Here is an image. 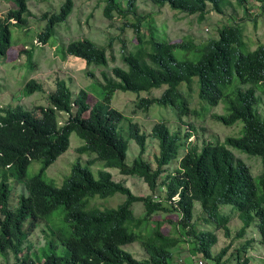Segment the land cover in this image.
<instances>
[{"label":"trees","instance_id":"trees-1","mask_svg":"<svg viewBox=\"0 0 264 264\" xmlns=\"http://www.w3.org/2000/svg\"><path fill=\"white\" fill-rule=\"evenodd\" d=\"M147 1L159 7L167 5L186 15H198L200 22L210 11L223 14L230 4L228 0ZM258 1L263 12L264 0ZM12 2L16 7L0 19L2 56L12 44L11 26L23 25L29 14L25 0ZM73 8L74 0H63L58 10L43 12L40 20L44 26L37 33V41L46 44L54 35L55 27L67 21ZM247 11L244 7V12ZM102 14L108 20L116 15L125 19L123 26L135 30L136 43L133 50L122 47L126 69L115 65L111 68V77L103 73L105 84H102L100 99L89 105L84 89L73 94L66 80L57 78L47 93L45 105L0 107V253L9 256L11 252L15 258L12 264H174L171 249L182 241V235L164 233L161 229L164 219L153 217L176 212L181 234L192 239L191 255L195 251L214 264H232V259L236 264H250L247 255L250 240L235 247L224 260L222 257L230 244L216 253L213 247L218 242L216 230H222L225 238L239 239L254 225L264 236V111L258 108L260 98L256 93L259 87L264 91V43L243 51L242 31L236 25H223L216 37L200 43L191 39L179 43L160 40L152 30L146 38L140 30L144 17L137 12V0H103ZM129 15L133 16L132 20ZM176 48L193 50L198 59L178 60L174 55ZM57 51L62 57L82 59L88 69L108 65L107 48L87 38L71 39L59 45ZM87 73L94 76L91 70ZM194 78H197L198 97L202 102L215 106L222 99L226 101L227 114L213 115L216 120L225 125L242 121L240 136L226 137L223 142L199 138L191 141L188 139L192 130L195 132L191 124L182 136L172 132L163 121L156 122L146 134L135 122L127 120L126 126H122L123 114L110 106L117 90L138 94L165 85L159 97H142L138 106L169 105L181 120L194 111L179 85L186 82L191 88L195 85ZM235 81L241 86L234 87ZM42 89V83L34 78L23 86L27 95ZM72 132L83 141L77 152L94 157L87 165L76 162L65 182L55 186L46 182L42 173L68 149ZM148 137L155 139L159 147L154 163L144 157ZM129 138L139 148L131 163L126 162ZM229 147L260 157L261 174L257 181L249 166L235 157ZM34 159L41 160L42 166L37 174L27 178L28 165ZM96 160L103 162L102 167L117 168L120 174L141 178L150 193H132L124 181H115L105 169H99L98 177H94L90 164ZM174 161L177 165L169 170L167 166ZM10 179L25 190L15 208L7 203ZM116 193L125 196L117 207L100 208L90 204L93 199ZM154 194H159V198ZM138 202L143 208L141 214L133 211L134 203ZM196 202L208 228H198L193 221ZM224 207L235 210L241 221L234 235ZM58 208L70 225L51 229V238L45 237L49 251L40 260L31 251L28 237L40 221L48 224ZM132 242L140 243L145 253L141 259L124 249ZM58 246L64 248L63 255L55 253ZM20 253H23L21 257Z\"/></svg>","mask_w":264,"mask_h":264},{"label":"rangeland","instance_id":"rangeland-1","mask_svg":"<svg viewBox=\"0 0 264 264\" xmlns=\"http://www.w3.org/2000/svg\"><path fill=\"white\" fill-rule=\"evenodd\" d=\"M29 14L23 25H12L11 46L4 56L0 55V107L7 104H20L25 108H34L37 105H45L47 102V93L53 89L55 80L63 78L68 83L73 94L81 89L88 93L87 103L93 105L95 101L101 98L102 84H105L103 73L107 77H111V68L120 66L126 69V65L122 61L121 51L123 45L127 50H133L136 43L135 30L130 27H124L125 19L116 15L112 20L106 19L102 14L103 0H74V8L67 21L60 23L54 29V35L46 44H40L37 39V33L42 30L44 21L40 20V16L46 11H56L63 0H25ZM125 1V0H121ZM223 14H217L210 11L206 14L203 21L198 20V15H186L179 10L171 9L169 6L159 7L147 0H137V12L144 17L140 30L148 38L150 30L153 31L155 37L160 40H168L173 43L193 40L194 43H200L209 39L211 36L216 37L218 28L223 25H236L242 31L244 48L243 51L253 50L259 44L264 43V11H260L261 3L258 0H245L239 3L238 0H228ZM16 6L12 0H0V19L7 17L11 8ZM247 7V12H244ZM129 15V20H132ZM11 22H15L11 20ZM124 28V30L122 29ZM87 38L93 40L97 45H104L107 48L108 65L106 67L93 66L86 68L82 59L65 56L62 57L57 48L59 45L67 43L71 39ZM110 44V45H109ZM241 50V49H240ZM175 57L180 60L188 58L197 60L198 55L193 50L187 51L180 48L174 49ZM88 70L93 71L94 76L88 75ZM36 79L41 82L43 89L35 91L32 94H25L23 86L29 79ZM194 83L189 88V84L182 82L179 85L183 95L187 97L189 107L194 111L190 115L178 120L176 110L169 105L153 103L147 108L139 107V99L142 97H159L165 85L159 88H153L149 91H142L138 94L131 91L117 90L113 93L110 106L118 109L124 118L121 123L126 126L128 121L135 122L141 130L149 134L152 126L159 121H163L172 132H179L182 136L190 128V124L194 127L188 140H211L223 142L226 137H238L242 133L243 123L237 121L232 125H225L216 120L213 115L227 114V104L224 99L220 100L215 106H210L202 102L198 97V82L194 78ZM238 84V85H236ZM241 86L238 81L234 82V87ZM246 86H242L244 88ZM259 87V86H258ZM256 93L260 98L258 108L264 111V91L262 87L256 89ZM39 114L38 110L36 111ZM87 115V112L84 114ZM61 122L62 118L59 119ZM124 137V133H122ZM83 144V141L72 132L69 136V147L62 153L56 161L48 166L42 173L43 179L55 186H61L71 173V168L76 162L87 165L86 162L91 160L94 155L83 153L79 154L77 148ZM234 156L243 160L250 168L255 179L258 180L261 174L260 157L250 155L239 149L229 147ZM138 145L133 139H128V151L126 162L131 163L138 154ZM159 152L158 143L155 139L147 138V147L144 157L154 163V157ZM103 162L96 160L90 164V170L94 177H98L99 169H105L110 172L115 181H124L132 193L136 195H146L150 193L147 184L137 176L123 175L119 173L117 168L102 167ZM177 165L174 161L167 166L169 170ZM42 162L34 159L27 168V178L37 174L40 171ZM9 196L8 206L15 208L18 205L20 195L25 191L23 186L13 179L9 180ZM157 195L159 198V194ZM125 200V196L116 193L107 198H96L91 200V205H97L100 208L117 207ZM198 202L195 203V214L193 221L197 223L198 228H208L201 217ZM58 210L54 211L47 223L40 221L33 233L28 237L33 251L40 260L47 254L48 240L51 238V229L56 227L68 228L69 223L64 220L63 215ZM133 211L141 214L143 208L141 203H134ZM223 211L230 216L229 226L232 235L241 226L238 213L229 207H224ZM55 219V221H54ZM153 219L162 220L164 222L161 229L164 233L182 235V241L179 242L172 252L174 253V264H193L195 260L201 259L203 264H214L206 260L201 255L194 256L189 253L191 240L186 234H181L179 226H177L178 214L170 212L168 214H155ZM51 222V223H50ZM54 224V225H52ZM49 226V227H48ZM218 242L214 245L213 251L218 252L223 246L230 244L226 254L222 257L224 260L229 257L235 247L241 245L246 240H250V246L247 249V255L250 258V264L264 263V236H261L257 228L253 225L246 234L239 239L225 238L222 230H216ZM124 249L132 253V255L141 259L145 256L139 242H132L124 246ZM57 255L64 254V248L58 246L55 249ZM23 253H20L21 257ZM7 258L9 259L8 261ZM15 258L12 253H0V264H12ZM232 264H236L234 259Z\"/></svg>","mask_w":264,"mask_h":264},{"label":"built area","instance_id":"built-area-1","mask_svg":"<svg viewBox=\"0 0 264 264\" xmlns=\"http://www.w3.org/2000/svg\"><path fill=\"white\" fill-rule=\"evenodd\" d=\"M193 264H203V261L201 259L195 260Z\"/></svg>","mask_w":264,"mask_h":264}]
</instances>
